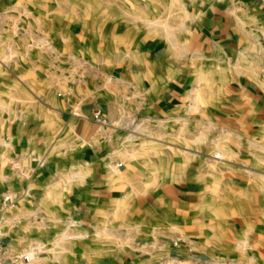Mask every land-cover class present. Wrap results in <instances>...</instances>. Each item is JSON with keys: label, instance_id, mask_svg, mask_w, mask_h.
I'll use <instances>...</instances> for the list:
<instances>
[{"label": "crops", "instance_id": "crops-1", "mask_svg": "<svg viewBox=\"0 0 264 264\" xmlns=\"http://www.w3.org/2000/svg\"><path fill=\"white\" fill-rule=\"evenodd\" d=\"M68 1L59 15L82 16ZM89 1L59 92L43 89L0 150L11 252L28 264H264V0ZM136 117L163 129L137 166L125 132Z\"/></svg>", "mask_w": 264, "mask_h": 264}, {"label": "rangeland", "instance_id": "rangeland-1", "mask_svg": "<svg viewBox=\"0 0 264 264\" xmlns=\"http://www.w3.org/2000/svg\"><path fill=\"white\" fill-rule=\"evenodd\" d=\"M79 2L84 4L83 15L71 17L60 16L59 12L68 10L67 6L75 1L0 0V150L11 147L14 134L35 113V106L43 104L44 90L46 95L59 92L60 81L55 74L65 72L64 44L87 40L83 35L88 34L86 31L91 29L93 21L87 10L90 1ZM80 71L94 72L92 66L85 64L77 72ZM107 84V81L96 82L89 96L105 92ZM157 131L163 129L151 119L145 121L140 117L133 118L131 128L125 130L135 166L141 164L142 153L156 152V140L163 138L157 136ZM166 132L164 129V135ZM182 132L180 129V136ZM202 132L197 129V137ZM180 147H184L182 143Z\"/></svg>", "mask_w": 264, "mask_h": 264}, {"label": "built area", "instance_id": "built-area-1", "mask_svg": "<svg viewBox=\"0 0 264 264\" xmlns=\"http://www.w3.org/2000/svg\"><path fill=\"white\" fill-rule=\"evenodd\" d=\"M92 120L97 124H105L101 112L95 111L92 115ZM13 200L8 194L1 196V210L6 207V204H12ZM2 219L0 217V264H28L31 260L27 252H11L10 244L6 240L5 234L2 232L1 227Z\"/></svg>", "mask_w": 264, "mask_h": 264}]
</instances>
